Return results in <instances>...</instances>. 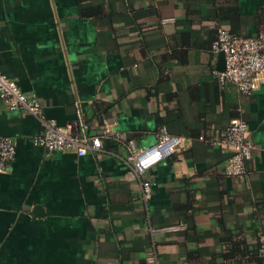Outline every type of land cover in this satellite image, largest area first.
<instances>
[{
    "label": "crops",
    "instance_id": "0c3cea01",
    "mask_svg": "<svg viewBox=\"0 0 264 264\" xmlns=\"http://www.w3.org/2000/svg\"><path fill=\"white\" fill-rule=\"evenodd\" d=\"M219 27L264 32V0H0V71L46 118L89 135L111 123L138 149L161 125L182 138L146 172L144 202L123 140L47 154L39 121L0 102L16 148L0 173V264H258L264 81L252 95L219 85ZM238 114L255 147L240 178L210 142Z\"/></svg>",
    "mask_w": 264,
    "mask_h": 264
},
{
    "label": "built area",
    "instance_id": "2783aa9c",
    "mask_svg": "<svg viewBox=\"0 0 264 264\" xmlns=\"http://www.w3.org/2000/svg\"><path fill=\"white\" fill-rule=\"evenodd\" d=\"M211 51L224 55V68L213 70L222 88L231 83L243 95H252L258 90L264 81V32L238 35L225 27H219L211 44ZM0 102L9 110L23 111L39 121L42 130L33 142L41 146L47 154L54 151H73L81 156L86 154L87 150H100L102 140H123L126 151L124 161L139 182L144 202L148 200L152 191V182L146 176V172L177 150L182 142L181 137L169 133L166 125L160 126L154 144L140 149L136 147L132 138L124 137L108 122L101 126L97 135H89L86 123L79 129H74L70 125H58L54 120L46 118L42 105L35 96L23 93L17 83L1 71ZM240 111L241 109L237 108V112ZM248 133L246 121L238 114L230 119L222 136L210 140L212 144L230 153L225 165L227 175L240 178L246 173L247 161L255 148L248 139ZM15 152L13 138L0 137V173L6 171ZM258 253L264 257V244L260 245ZM147 257L155 260L153 252H149Z\"/></svg>",
    "mask_w": 264,
    "mask_h": 264
},
{
    "label": "trees",
    "instance_id": "16d2710c",
    "mask_svg": "<svg viewBox=\"0 0 264 264\" xmlns=\"http://www.w3.org/2000/svg\"><path fill=\"white\" fill-rule=\"evenodd\" d=\"M233 33H235V32H233ZM256 254H257V263L258 264H264V257H262L259 253H256Z\"/></svg>",
    "mask_w": 264,
    "mask_h": 264
}]
</instances>
